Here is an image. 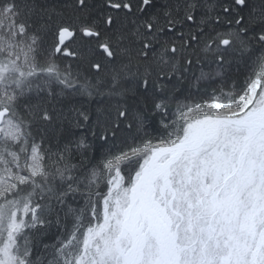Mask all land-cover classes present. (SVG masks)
I'll return each mask as SVG.
<instances>
[{
  "label": "trees",
  "instance_id": "obj_1",
  "mask_svg": "<svg viewBox=\"0 0 264 264\" xmlns=\"http://www.w3.org/2000/svg\"><path fill=\"white\" fill-rule=\"evenodd\" d=\"M6 11L0 37L34 48L7 84L14 98L0 97L16 129L0 132V249L16 229L17 264H76L109 163L181 138L187 111L235 102L264 76V0H0ZM63 28L75 35L58 51Z\"/></svg>",
  "mask_w": 264,
  "mask_h": 264
},
{
  "label": "rangeland",
  "instance_id": "obj_2",
  "mask_svg": "<svg viewBox=\"0 0 264 264\" xmlns=\"http://www.w3.org/2000/svg\"><path fill=\"white\" fill-rule=\"evenodd\" d=\"M4 14L0 30L12 32V17ZM13 34L0 37V97L5 100L14 98L7 84H17L20 71L31 68L33 60V42ZM67 43L60 46L59 40L58 51ZM8 115L0 132L13 136L14 125L5 124ZM185 120L181 138L109 163L113 176L103 217L87 230L76 264H264V76L237 101L194 107ZM133 157L136 163L126 178L121 165ZM146 167L148 182L141 193L157 213L150 217L137 191ZM29 170L40 171L35 153ZM15 232L9 231L0 249V264H17Z\"/></svg>",
  "mask_w": 264,
  "mask_h": 264
},
{
  "label": "bare ground",
  "instance_id": "obj_3",
  "mask_svg": "<svg viewBox=\"0 0 264 264\" xmlns=\"http://www.w3.org/2000/svg\"><path fill=\"white\" fill-rule=\"evenodd\" d=\"M149 169H147V167L145 168L144 173L141 176V180L139 181L138 185H137V191L140 194V199L143 203L144 206V211L146 213V215L148 217L156 215V210L153 209L150 205H149V199H148V195L147 193H141V190L143 189V186H145L148 182L147 178H148V172Z\"/></svg>",
  "mask_w": 264,
  "mask_h": 264
},
{
  "label": "water",
  "instance_id": "obj_4",
  "mask_svg": "<svg viewBox=\"0 0 264 264\" xmlns=\"http://www.w3.org/2000/svg\"><path fill=\"white\" fill-rule=\"evenodd\" d=\"M74 34H75V32L71 31L70 29H67V28L62 29L60 32V36H59L60 46H63L65 43L70 41L73 38ZM8 114H9L8 108L0 109V124L2 123L5 116ZM153 156H155V155H153Z\"/></svg>",
  "mask_w": 264,
  "mask_h": 264
}]
</instances>
